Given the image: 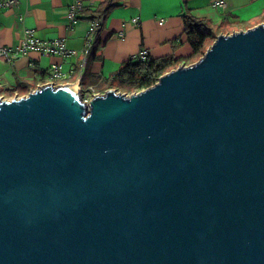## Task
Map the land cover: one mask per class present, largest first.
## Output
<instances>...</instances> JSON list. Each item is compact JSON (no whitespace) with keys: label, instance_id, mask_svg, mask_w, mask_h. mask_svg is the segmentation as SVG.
Segmentation results:
<instances>
[{"label":"water","instance_id":"water-1","mask_svg":"<svg viewBox=\"0 0 264 264\" xmlns=\"http://www.w3.org/2000/svg\"><path fill=\"white\" fill-rule=\"evenodd\" d=\"M78 90L0 100V264H264V23Z\"/></svg>","mask_w":264,"mask_h":264},{"label":"crops","instance_id":"crops-1","mask_svg":"<svg viewBox=\"0 0 264 264\" xmlns=\"http://www.w3.org/2000/svg\"><path fill=\"white\" fill-rule=\"evenodd\" d=\"M225 8L212 0H17L0 8V43L14 47L30 29L44 40L64 38L66 46L78 51L72 56L42 55L29 51L11 62L0 58V89L22 83L32 87L45 84H77L79 96L94 83L98 91L109 88L110 80L124 62L142 48L152 59L186 57L191 54L183 32L182 15L188 14L222 32L246 30L264 23V0H225ZM80 3L76 21L68 24L67 12ZM103 15L94 34L85 66H78L86 32L92 17ZM133 18L138 22L134 23ZM98 19V18H97ZM134 61V60H133ZM32 62L34 66L29 67ZM60 66L61 80L50 79L49 69Z\"/></svg>","mask_w":264,"mask_h":264},{"label":"trees","instance_id":"trees-1","mask_svg":"<svg viewBox=\"0 0 264 264\" xmlns=\"http://www.w3.org/2000/svg\"><path fill=\"white\" fill-rule=\"evenodd\" d=\"M101 14V13H100ZM99 18V14L92 17L91 20ZM183 32L189 44L191 54L186 57L173 58L163 57L160 59H152L149 56L145 60H129L124 62L118 72L110 80L108 89H115L124 94L139 92L143 89L153 86L163 74L186 64L188 60H198L203 56L206 50L207 41H214L219 34H226L220 31V28H213L202 20H195L193 16L187 13L182 15ZM96 83L92 84L95 85ZM30 86L18 83L13 88H3V91L14 92L17 90L28 92ZM34 88V87H32ZM120 89V90H119Z\"/></svg>","mask_w":264,"mask_h":264},{"label":"built area","instance_id":"built-area-1","mask_svg":"<svg viewBox=\"0 0 264 264\" xmlns=\"http://www.w3.org/2000/svg\"><path fill=\"white\" fill-rule=\"evenodd\" d=\"M16 2L17 0H0V8H10ZM212 4L215 7H221V8H225L226 6L225 0H212ZM81 9H82V6L80 3H74L69 7L68 12H67V20L70 26H72L73 23L76 21V18H77L76 14L77 12L81 11ZM102 19H103V15L101 14V16L98 19L90 20L89 22L83 48L79 51L80 58H79L78 66L80 70L86 64L87 55L93 45L95 31L97 27H99L100 24L102 23ZM132 21L134 23H137L138 19L133 18ZM29 51H36L42 55H48V56L53 55V54L60 55V56H69V55L72 56L78 52L76 50L68 48L66 46V42L64 38H54L50 40H44V39L36 37L34 35V32L30 29H26L23 31L22 37L20 38L19 42L14 47H9L7 45H3L0 43V58L6 62H11L15 60L17 57H19L20 55H24ZM148 54H149L148 51L145 48H142L139 52L134 54L132 58L130 59L134 61L135 60L143 61L146 59ZM28 65L30 68L34 66L32 62H30ZM114 75L110 77V79H112ZM65 76L66 75L60 71V66L56 64H53L51 68L49 69L48 77L50 79L61 80L65 78ZM32 90L33 89H31L30 91ZM107 90L108 89H105L104 91H98L95 85H89L86 88V90L81 94V102L84 103V106L87 107L90 100L94 96L99 95V94H104L105 91ZM115 91L121 93L120 91H117V90Z\"/></svg>","mask_w":264,"mask_h":264},{"label":"rangeland","instance_id":"rangeland-1","mask_svg":"<svg viewBox=\"0 0 264 264\" xmlns=\"http://www.w3.org/2000/svg\"><path fill=\"white\" fill-rule=\"evenodd\" d=\"M212 43H213V41H211V40L207 41L206 47L208 48ZM195 62H197V61L196 60H192V61L188 60L187 62H185L186 64H183V65H191V64H193ZM25 94H27V92H23V91H20V90H17V91H14V92H6V91H3L2 89H0V100H7V99L14 98V97H20V96L25 95Z\"/></svg>","mask_w":264,"mask_h":264},{"label":"clouds","instance_id":"clouds-1","mask_svg":"<svg viewBox=\"0 0 264 264\" xmlns=\"http://www.w3.org/2000/svg\"><path fill=\"white\" fill-rule=\"evenodd\" d=\"M33 89H34V88H33ZM29 91H30V90H29ZM29 91H28V92H29ZM28 92H27V93H28Z\"/></svg>","mask_w":264,"mask_h":264}]
</instances>
